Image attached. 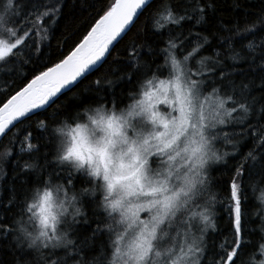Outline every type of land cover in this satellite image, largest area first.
<instances>
[{"label": "snow or ice", "instance_id": "1", "mask_svg": "<svg viewBox=\"0 0 264 264\" xmlns=\"http://www.w3.org/2000/svg\"><path fill=\"white\" fill-rule=\"evenodd\" d=\"M65 3L0 0V62L32 65L0 90V139L25 120L42 134L33 143L26 130L19 148L35 153L20 171L36 175L11 187L7 203L0 199L6 213L0 215V264H264V36L255 39L264 33V8L246 14L255 19L244 28L237 23L220 37L231 64L220 49L200 56L209 37L193 29L207 22L208 9L215 11L204 0H114L97 10L66 54L41 59V43L65 18ZM145 11V41H132L114 58L120 75L86 86L87 103L74 99L47 113L63 90L111 55ZM66 43L67 36L61 47ZM237 73L249 82L237 83ZM40 112L43 118L29 120ZM226 126L233 130L223 131ZM19 135L0 150V177ZM220 141L232 151L222 152ZM237 157L226 182L228 235L209 255L219 197L212 166ZM249 190L261 193L253 214L259 231L249 227Z\"/></svg>", "mask_w": 264, "mask_h": 264}, {"label": "trees", "instance_id": "2", "mask_svg": "<svg viewBox=\"0 0 264 264\" xmlns=\"http://www.w3.org/2000/svg\"><path fill=\"white\" fill-rule=\"evenodd\" d=\"M110 2H114V0H66L64 5V16L57 26H53L51 29L50 39L47 41H43L41 43L42 52L39 54L41 59L50 58L55 61L58 58V53L63 52L64 54L70 49L71 46H74L73 41L76 40V35L79 33H84L87 27H90L91 23L95 22L94 18H98L96 16L97 10L101 9L105 5ZM205 3H212L215 6V11L212 9H208L206 13V23H202L200 25H195V20L191 21L190 24H186L185 28L190 27L191 25H195L194 31L200 32L202 35H207L209 37V43L205 45L204 49L201 51L200 56H211L213 55V49H220L223 52L221 59L230 55L227 51V45L223 44L220 37L222 36H230L231 33L226 31L225 29L233 27L235 24L239 23L241 28L246 26V21L255 19V16L246 15L248 13L260 14L261 9L264 8V0H204ZM102 14V12H101ZM147 11L144 14L139 16V19L135 21L130 27V30L126 35L123 36V39L119 40V43L115 45V47L111 50V55L107 56V59L92 73L83 78L80 82H78L71 90L59 96L56 100V103L47 109V113H51L54 108L58 105H63L67 103L69 106L72 105L73 100L79 101L80 99H84L85 103L88 102V97L92 95L90 91H86V86H90L91 82L99 78H108L115 79L120 75V71L113 72V69H119L121 64L119 62L114 61V58L118 56H122L125 47L135 41L137 44L145 41V17L147 15ZM150 27V25H149ZM27 30V29H25ZM78 30V31H77ZM186 34V33H185ZM65 36L68 37V43L63 44L61 47V43L64 40ZM261 36H264V33H259L255 37L256 41L259 42ZM253 36H248L247 40H244L243 43L247 44L248 41L253 40ZM155 40V37H152L150 34L147 37L148 43H151ZM29 43H32L30 40ZM241 41H235V49L236 51H241ZM25 52L31 56L33 60L36 59L37 54L34 50L29 51L25 49ZM247 49H244L242 54H246ZM200 57H197L199 59ZM158 62H162V59ZM225 64H231L230 60L224 59ZM243 66V62L241 63ZM32 68L31 64L20 66L18 64H13L12 62H0V90H3L7 85L8 81L15 80L18 78L19 74L22 72H29ZM11 69V72H9ZM31 77L29 76V79ZM237 83L243 81L244 83H248L249 80L240 76L238 73L233 77ZM18 82V81H17ZM26 83V81H25ZM259 84V80L256 81ZM123 87V86H121ZM121 87L116 88V94L119 95L121 91ZM103 94V93H102ZM252 95L259 96L260 93L258 91H253ZM127 103V101H125ZM45 115L44 112H40L38 115H33L29 117V120L36 121L40 118H43ZM243 115V114H240ZM28 120L22 121L18 123L14 128L11 129L7 133V135L3 136L0 141V150L8 146L9 140L12 138L13 133H16L19 130V140L15 144L14 153L9 158L7 162L3 165V171L5 175L0 177V199H2L5 203H7L8 199L11 196L10 188L15 186L19 188V185L22 180L33 178L36 173H22L20 169L22 168L25 162H33V158L35 153H19V148L21 146V142L23 141L26 130H30L33 133L34 139L33 143H36V140L41 138V133L37 130L33 124V126L28 128ZM231 127H224L223 131H232ZM239 127L235 128V131H239ZM234 141L240 139L239 137H234ZM217 147L222 151H232L230 146H226L223 141H220L217 144ZM251 147V142L249 141L247 145L243 148L242 153L247 151L248 148ZM44 149H41L43 151ZM241 153V155H242ZM51 159V157H49ZM19 161V167L16 164V161ZM240 162V157L236 159L228 158L227 164H217L213 165V171L211 172V176L214 180V185L212 187L213 192H218V202L213 210L215 213L214 220L217 225V232H212L209 229V235L207 237L209 244V255H211V246L215 243L217 246L223 241L224 237L228 235L227 226H228V215L225 211V208L228 204V191L226 182L230 180L232 171L234 170L233 166ZM38 163H43V160H39ZM248 178H245V184H248ZM86 186V185H85ZM80 187V185H77ZM250 197V204L248 207V215L250 217V228H256L259 231L260 220L256 215H253L257 212V207L259 204V197L261 193L259 190L255 192L253 196L251 190L248 192ZM222 201V203H221ZM93 206H89L86 211L91 213ZM264 212V209H262ZM0 215H6L4 210L0 208ZM95 225H92L94 227ZM253 239H257L258 237L253 236ZM6 244L7 241H4ZM217 247V251H218ZM239 264V262H237Z\"/></svg>", "mask_w": 264, "mask_h": 264}, {"label": "water", "instance_id": "3", "mask_svg": "<svg viewBox=\"0 0 264 264\" xmlns=\"http://www.w3.org/2000/svg\"><path fill=\"white\" fill-rule=\"evenodd\" d=\"M131 26H132V25H131ZM131 26H130V27H131ZM127 32H128V31H127ZM122 35H123V34H122ZM123 36H124V35H123ZM114 43H115V42H114ZM116 44H117V43H115V45H116ZM110 47H111V46H110ZM112 49H113V48H111V50H112ZM103 62H104V60H103ZM103 62H102V63H103ZM102 63H98V65L96 66L95 70H96V69H97ZM92 72H93V71H92ZM92 72H91V73H92ZM89 74H90V73H89ZM89 74H86V76L89 75ZM82 79H83V78H78V82H80ZM78 82H74L75 85H76ZM72 88H73V87H71V89H72ZM68 91H69V90H67V89H66V90H63V94L66 93V92H68ZM59 96H61V95H59ZM17 124H18V123H17ZM17 124H16V125H17ZM0 141H1V139H0Z\"/></svg>", "mask_w": 264, "mask_h": 264}, {"label": "rangeland", "instance_id": "4", "mask_svg": "<svg viewBox=\"0 0 264 264\" xmlns=\"http://www.w3.org/2000/svg\"><path fill=\"white\" fill-rule=\"evenodd\" d=\"M141 217H142V218H146L145 213H141Z\"/></svg>", "mask_w": 264, "mask_h": 264}]
</instances>
